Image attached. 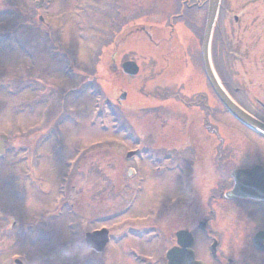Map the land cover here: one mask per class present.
Returning <instances> with one entry per match:
<instances>
[{"label":"rangeland","instance_id":"rangeland-1","mask_svg":"<svg viewBox=\"0 0 264 264\" xmlns=\"http://www.w3.org/2000/svg\"><path fill=\"white\" fill-rule=\"evenodd\" d=\"M96 1V7L92 8L93 1L84 0L82 10H78L74 8V0H49L38 9L33 7L31 0H0V134L8 136L7 156L0 161V264H14V259H18L21 264H89L90 261L94 264H148L151 261L153 264L161 256V251L169 246L170 233L177 225L183 226L181 222L174 220L176 210L171 208L169 201L171 189L162 188V185L158 188L153 174L145 173L144 169H135L137 167L134 164L125 163L123 155L129 145L125 146L120 135L113 134L110 128L113 118L107 117L103 123L100 119L92 122L95 99L89 91L88 83L94 76L91 69L97 58L96 54L100 52L98 59L103 61L96 72L99 77L103 75L101 70L104 69L100 67L109 66L104 58H112L114 55L113 49H101V45L111 40L118 22L131 20L136 16L140 18L146 8L133 3L147 0H121L127 6L123 14L125 17L115 16L108 0ZM228 1V7L232 8L230 13L240 15L243 28H249L243 33H229L234 38H239L242 44L248 45L250 54L263 61L258 63L259 67L250 64L247 70L264 71V2ZM16 10L19 11L18 14ZM111 12L112 18L106 20ZM39 17H42V22ZM204 18V9H192L186 12L185 24L194 33H199ZM138 20L143 21L145 18ZM227 28H236L232 17ZM48 33L50 39L47 38ZM10 34L20 44H36L34 59L26 58L20 50L9 52L13 44L9 40L12 39ZM48 43L54 44L46 47L47 49L51 50L56 45L58 50L48 54L44 48ZM158 48L159 52L161 49L163 53L166 51L162 41ZM135 49L131 48V51ZM190 49L193 70L199 71L196 44L193 45L192 42ZM186 54L189 56V51ZM142 55L145 60L151 58L144 51ZM143 58L138 60L146 69L141 66L137 80L117 78L119 80L115 84L117 88L125 87L132 101L126 99L123 108L126 112L129 107L134 108L131 112L135 115L110 106L102 92L98 97L108 113L114 111V121H129V125L139 136L152 132L154 120L158 119L154 113L144 111L148 109L145 107L159 103L152 99L151 104L148 102L144 105L142 99L151 96L152 87L162 88V84L156 79L146 83L149 73H159L160 66L154 64L148 70ZM65 62L72 64L73 75L63 74ZM220 65L222 71V67H226L225 60ZM231 69L233 72L245 70L243 64H233ZM196 71L195 74L199 76ZM97 80H101L100 77ZM28 82H32L31 87L21 90L27 87ZM81 82L82 92L77 95L63 93L59 96L62 91L73 89ZM111 85L112 89V81ZM31 89L37 91L32 92ZM115 95L113 99L119 94ZM134 102H137L136 106L132 105ZM64 114L67 117L62 119ZM43 115L45 117L42 122ZM55 124H59L55 127L59 136L41 144L42 147L37 151L36 144L43 132L49 125ZM32 125L36 126L33 131L30 129ZM152 141H147L148 145ZM37 153L39 156L41 154L39 159L36 157ZM77 160L75 171L65 180L64 176L71 167L69 163ZM31 163H34L33 168ZM129 169L135 172L127 176ZM139 177L144 179L141 185L143 190L138 191L128 216L136 218L149 215L150 221L141 228L158 225L162 241L152 239V248L146 246L148 242L141 246V250L136 247L144 257L142 260L139 259V254V257L128 254V248L134 247L131 238L110 245L97 257H90L82 244L84 234L101 226L112 229L113 232L123 230L113 227L121 222L119 220L123 216L103 223L95 221L125 208L132 201L137 185L140 186L137 181ZM62 185L65 193L61 201ZM16 188L18 190L14 191ZM57 201L59 207L60 202L76 207L80 212L79 219L72 218L64 208L61 217ZM55 202L57 203L53 206ZM77 223L78 233L75 230Z\"/></svg>","mask_w":264,"mask_h":264},{"label":"flooded vegetation","instance_id":"flooded-vegetation-1","mask_svg":"<svg viewBox=\"0 0 264 264\" xmlns=\"http://www.w3.org/2000/svg\"><path fill=\"white\" fill-rule=\"evenodd\" d=\"M108 1L115 16L124 14L127 9L125 1ZM187 1L192 4L191 0H147L133 4L144 6V14L164 17L158 24L160 29L166 28L173 18L180 31L193 32L185 24V13L192 9H204L205 12L206 0H195L199 1L196 8H187ZM228 2H220L216 18L218 31L211 42L215 66L218 56L226 65L222 71L216 67V77L242 110L264 124V71L247 70L250 64L259 67L258 63L263 61L250 54V47L229 33H243L249 28H243L240 15L230 13L232 8L228 7ZM82 4L81 0L78 10H82ZM96 5L97 1L94 7ZM181 9L183 16L179 14ZM112 12L106 20L112 18ZM231 17L234 29L227 28ZM125 23L121 20L114 28L123 29ZM113 50L112 59L115 60L122 50ZM162 53L161 49L158 56L167 61L169 71L160 67L158 77L161 82L163 79L173 81L178 91L167 96L162 93L163 89L156 91V99L158 96L161 102L169 101L161 103L162 106L154 111L158 119L154 120L152 132L140 136L135 145L128 141L129 149L124 155L125 163L153 174L155 186L171 189L169 201L171 208L176 210L174 220L183 224L177 225L170 233L169 246L161 251L155 264H166L165 255L169 249L187 251L188 247L195 259L203 264H264V137L227 113L202 72L196 71L199 76L194 70L181 72L177 69L179 55H175V50ZM233 64H243L245 70L233 72ZM147 141L152 143L148 145ZM133 172L129 169L127 176ZM137 181L140 183L137 189L141 192L144 179L139 177ZM124 207L122 216L126 221L122 226H116L123 230L109 231L112 244L116 241L113 235L127 233L126 239L134 241V247L128 248L129 254L138 252L136 247L141 250L145 242L152 248V239L162 241L158 225L141 228L150 221L149 215L134 218L128 216L131 203ZM107 218L112 221L114 213ZM98 255L92 253L91 257Z\"/></svg>","mask_w":264,"mask_h":264},{"label":"water","instance_id":"water-1","mask_svg":"<svg viewBox=\"0 0 264 264\" xmlns=\"http://www.w3.org/2000/svg\"><path fill=\"white\" fill-rule=\"evenodd\" d=\"M219 3L220 0H208V11H207V18H206V24H205V29L202 37V43H201V62H202V67L204 74L212 87L213 91L215 94L218 96L220 101L224 104L226 107L227 111L230 113L231 116H233L237 121L242 123L244 126L247 128L251 129L252 131L264 136V125L260 122H258L256 119L248 115L246 112H244L242 109H240L237 105H235L229 97L224 93L222 90L221 86L219 85L216 77L214 76L211 64H210V58H209V46H210V39H211V34L212 30L216 21V16L219 8ZM145 41H143V39ZM157 37V34L154 33V35L147 34L144 31H139L135 35H127L125 37L126 40H133L134 39V45L135 46H142L144 48H148V46H151V42L155 41ZM171 37H166L165 39ZM154 48V47H153ZM107 58H105L106 60ZM104 60V61H105ZM105 63H108L107 61ZM108 66H104V69L107 70ZM122 71L124 74L130 77H134L138 74L139 72V67L137 66L136 62L134 61H128L122 64ZM179 71H181V68H179ZM126 93H121L118 96V99L120 101L125 100L126 98ZM5 139V138H1ZM2 143L0 142V155L2 153ZM242 173V172H241ZM247 173V172H246ZM243 173V174H246ZM239 174V172H237ZM236 174V175H237ZM105 232H98V233H93L86 235V244L90 246V248L94 249L97 252H100L103 250V247L106 243L105 240ZM103 236V237H101ZM174 252L169 251V262L168 264H176L174 261L170 258L173 257ZM17 264H20L17 262ZM188 264H194L188 261Z\"/></svg>","mask_w":264,"mask_h":264},{"label":"bare ground","instance_id":"bare-ground-1","mask_svg":"<svg viewBox=\"0 0 264 264\" xmlns=\"http://www.w3.org/2000/svg\"><path fill=\"white\" fill-rule=\"evenodd\" d=\"M154 58H155V64L162 67L164 69V71H166V72L169 71L168 65L165 63V61L163 59L161 60L158 55H155Z\"/></svg>","mask_w":264,"mask_h":264}]
</instances>
